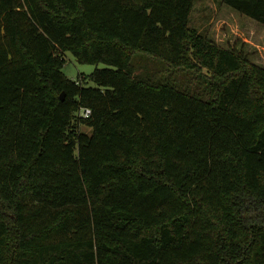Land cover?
<instances>
[{"label": "trees", "instance_id": "1", "mask_svg": "<svg viewBox=\"0 0 264 264\" xmlns=\"http://www.w3.org/2000/svg\"><path fill=\"white\" fill-rule=\"evenodd\" d=\"M193 3L0 0V264H264V66ZM66 51L106 66L71 79ZM136 52L205 69L207 97Z\"/></svg>", "mask_w": 264, "mask_h": 264}, {"label": "rangeland", "instance_id": "2", "mask_svg": "<svg viewBox=\"0 0 264 264\" xmlns=\"http://www.w3.org/2000/svg\"><path fill=\"white\" fill-rule=\"evenodd\" d=\"M189 26L195 28L216 44L240 50L250 61L264 66V25L234 10L223 0H194ZM62 71L76 79L80 73L88 74L103 63H80L69 51L64 52ZM135 71L151 79H167L193 94L207 97L204 81L205 69L196 73L184 68H172L163 60L136 52L131 58ZM93 85V83H90ZM89 132L88 127H82Z\"/></svg>", "mask_w": 264, "mask_h": 264}, {"label": "built area", "instance_id": "3", "mask_svg": "<svg viewBox=\"0 0 264 264\" xmlns=\"http://www.w3.org/2000/svg\"><path fill=\"white\" fill-rule=\"evenodd\" d=\"M79 114L83 117H87L90 114L89 108H81Z\"/></svg>", "mask_w": 264, "mask_h": 264}, {"label": "water", "instance_id": "4", "mask_svg": "<svg viewBox=\"0 0 264 264\" xmlns=\"http://www.w3.org/2000/svg\"><path fill=\"white\" fill-rule=\"evenodd\" d=\"M60 98L63 99V93L60 94Z\"/></svg>", "mask_w": 264, "mask_h": 264}]
</instances>
